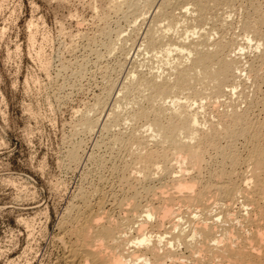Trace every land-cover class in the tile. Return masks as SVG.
Here are the masks:
<instances>
[{
    "label": "bare ground",
    "instance_id": "bare-ground-1",
    "mask_svg": "<svg viewBox=\"0 0 264 264\" xmlns=\"http://www.w3.org/2000/svg\"><path fill=\"white\" fill-rule=\"evenodd\" d=\"M111 1L138 12L156 0ZM237 1L165 0L150 19V72L129 78L133 114L119 123L133 131L115 139L126 158L113 207L126 216L85 195L59 225L66 264H264V8L250 0L242 40L229 37Z\"/></svg>",
    "mask_w": 264,
    "mask_h": 264
},
{
    "label": "rangeland",
    "instance_id": "rangeland-1",
    "mask_svg": "<svg viewBox=\"0 0 264 264\" xmlns=\"http://www.w3.org/2000/svg\"><path fill=\"white\" fill-rule=\"evenodd\" d=\"M163 1L113 12L111 0H0V264H66L59 225L95 190L126 216L113 207L126 158L115 139L133 131L119 124L134 109L125 86L150 72L145 31ZM249 1L236 2L229 37L242 40Z\"/></svg>",
    "mask_w": 264,
    "mask_h": 264
}]
</instances>
